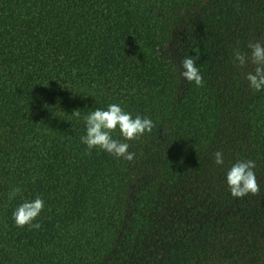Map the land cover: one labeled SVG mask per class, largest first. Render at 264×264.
I'll list each match as a JSON object with an SVG mask.
<instances>
[{"label": "trees", "instance_id": "obj_1", "mask_svg": "<svg viewBox=\"0 0 264 264\" xmlns=\"http://www.w3.org/2000/svg\"><path fill=\"white\" fill-rule=\"evenodd\" d=\"M249 41L264 0H0V264H264V90L233 55ZM112 103L155 124L112 133L132 161L81 143ZM239 160L259 195L231 196ZM37 196L41 228L18 227Z\"/></svg>", "mask_w": 264, "mask_h": 264}, {"label": "clouds", "instance_id": "obj_2", "mask_svg": "<svg viewBox=\"0 0 264 264\" xmlns=\"http://www.w3.org/2000/svg\"><path fill=\"white\" fill-rule=\"evenodd\" d=\"M248 49L250 55L241 52L238 48L233 49L234 61L238 62L241 68L248 63L253 65L252 70L246 74L249 87L254 91L264 90V44L259 41H249ZM198 56H189L181 61L183 71L180 75L189 83H195L197 87L204 84L203 76L197 67ZM71 115L80 118V110L74 111ZM83 120L86 124V135L81 136V143L85 144L90 154L93 148H99L117 158H124L132 161L135 153L129 152L130 145L121 140L114 139L112 133L119 129L124 141L136 140L146 132L151 133L155 127L154 122L148 117L136 115L132 117L122 109L119 104H109L107 110L99 109L85 115ZM214 162L223 165L224 158L222 151H215L213 154ZM255 161L239 160L235 162L226 174V183L230 194L234 198H243L249 194L256 196L261 192L260 184L257 180L254 169ZM22 192L20 187H14L9 193V200L14 199ZM44 208V201L37 196L32 201H24L13 212V219L18 227L28 226L30 229H40L39 222L33 223Z\"/></svg>", "mask_w": 264, "mask_h": 264}]
</instances>
